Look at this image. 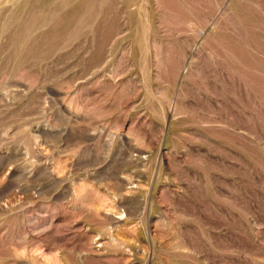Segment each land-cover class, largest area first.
<instances>
[{"label":"rangeland","instance_id":"obj_1","mask_svg":"<svg viewBox=\"0 0 264 264\" xmlns=\"http://www.w3.org/2000/svg\"><path fill=\"white\" fill-rule=\"evenodd\" d=\"M0 264H264V0H0Z\"/></svg>","mask_w":264,"mask_h":264}]
</instances>
